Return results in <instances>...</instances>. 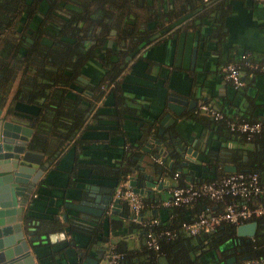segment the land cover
Segmentation results:
<instances>
[{
    "label": "trees",
    "instance_id": "obj_1",
    "mask_svg": "<svg viewBox=\"0 0 264 264\" xmlns=\"http://www.w3.org/2000/svg\"><path fill=\"white\" fill-rule=\"evenodd\" d=\"M60 2L65 3V14L56 13V9H64ZM225 5L226 0H0V108L5 107V113L21 116L31 125L28 147L39 150L45 159L51 160L56 150L69 143L82 142L78 137L80 131L89 117L97 115L94 109L98 100L96 95H101L103 91L99 85L107 89V94H112L111 99L118 106L115 117L137 114L139 108L135 106V98L125 93L121 80L117 79V74L128 68L124 54L135 47L142 49L158 41L172 24L189 14H193V24L199 23L203 12H206L212 25H220L226 12ZM188 23L189 21L183 22L181 26H188ZM111 28L115 29V34L110 36ZM217 28L216 31L211 29L210 33L219 36L221 31L219 28L217 31ZM107 38L112 39L113 46L122 41L126 49L117 54L118 59L121 57L122 60L111 58L114 51H111V47H105ZM99 52L101 55H98ZM90 57L101 62L104 75L99 78L98 85L92 87V97L83 92L71 96L70 84L75 82L81 67ZM141 58L146 62L145 69L151 66V59L143 55ZM235 59L239 60L238 57L231 60ZM243 60H239L240 70H257L245 65ZM246 60L260 65L252 61L248 53ZM20 105L33 107L26 113L27 117L14 114V111L22 113L17 108ZM216 109L221 113L218 119L200 109L199 112L196 110L184 113L187 118L197 119L206 124V127L209 126L219 143L215 148L201 149L202 159L194 164L201 171L200 177L198 181L190 183L209 181L229 172L220 164L225 159L226 163L235 166L234 171L257 174L261 191L256 194V198H250L247 202L254 204L264 201V130L247 135L230 129L228 125L230 120H258L264 123V119L236 117L223 109ZM153 127L154 121L139 120V136L134 142L141 143ZM112 130L118 133L121 129ZM176 136L179 135L172 132V141L176 140ZM216 147L227 150L225 158L220 156L223 150ZM138 153V150H127L121 163H117L114 168L105 164L88 166L93 173L111 176L115 187L126 182L124 177L127 169L122 167V163L134 162L133 155ZM168 159L174 164L171 168L164 167V175L169 184L183 185L189 182L185 178V171L175 168L179 165V154L170 149ZM224 199L227 202L241 197ZM143 201L146 203L145 199ZM214 202L216 201H210L206 197H198L188 204L165 206L168 208V219L151 215L142 216L140 221H132L126 201L120 199L121 210L118 213L106 212L104 215H112L113 225L123 227L121 234H127L134 228L139 238L136 247L127 245L122 239L108 251L122 254L120 264H155L160 255L166 257L167 264H205V253L217 247L222 253V260L216 264H226L225 259L229 256H234L235 261L264 256V214L248 219L256 222L255 232L248 241L235 235V226L226 222L221 223L223 228L219 224L211 231L196 234H188L181 229L182 221L194 218L204 208L215 210L212 208ZM121 213L126 216H121ZM152 218L156 219L155 223L150 222ZM22 219L24 222L31 220L34 233L40 235L41 242L36 244L48 243L46 236L42 238L48 231L40 230L41 224L48 219H34L26 212L22 213ZM66 220L70 232L83 231L89 238L87 244L94 242L93 234L98 229L97 224L87 229L84 224L74 222L68 216ZM50 221L56 223L57 219L52 216ZM147 229L156 233L167 229L171 235L168 238L160 235L158 248L152 249L144 241ZM224 239H233L235 242L233 246L227 247L228 244H223Z\"/></svg>",
    "mask_w": 264,
    "mask_h": 264
},
{
    "label": "crops",
    "instance_id": "obj_2",
    "mask_svg": "<svg viewBox=\"0 0 264 264\" xmlns=\"http://www.w3.org/2000/svg\"><path fill=\"white\" fill-rule=\"evenodd\" d=\"M225 6L226 12L220 25H212L206 12H203L199 23L193 24V14H189L172 24L161 39L139 49L141 55L151 59V66L145 69L146 62L141 56L136 57L123 84L126 94L135 98V106L139 108L137 114L115 117L118 106L113 99H98L94 105L97 115L89 117L79 133L82 142L69 143L54 152L23 205V212L34 219H48L41 224V231L64 233L63 237L56 236L54 241L47 238L48 243L34 246L32 254L37 264H90L86 257L94 260V264H106L107 252L117 241L123 239L127 245L136 247L139 237L134 228L127 234H121L123 227L113 225L112 215L86 214L81 217L66 203H78L83 197L81 191H86L90 184L97 185L95 190L98 193L106 186L112 185L114 188L111 176L93 173L88 165L105 164L114 168L123 154L133 149L134 140L139 135L138 121L155 120L157 123V118L167 110L168 96L185 103L180 115L171 113L174 120L166 129L183 138L187 146L191 145L199 160L202 159V148H215L219 143L209 126L197 119L187 118L184 113L198 111V105L205 102L223 109L229 115L264 119V72L244 68L241 70L243 85L236 89L222 77L219 70L221 64L244 51L252 61L264 63V6L252 0H226ZM186 21L190 24L181 26ZM217 27L221 31L219 36L210 33L211 29L216 31ZM26 106H17L22 113L16 114L27 117L26 113L33 107ZM2 111L5 112V107ZM118 128L120 132H113L112 129ZM216 148L223 150L222 158H225L227 150ZM226 162L224 159L220 164ZM194 166L190 167L193 171L190 179H186L189 182L198 181L200 177L201 171ZM164 183L159 189L155 186L151 188L152 196L140 194L142 200L146 201H143L141 216L169 218L168 208L161 205L170 186L167 179H164ZM227 202L226 199L216 201L212 208L220 211ZM52 216L57 219L56 223L50 221ZM67 216L74 222L84 224L87 229L97 224L94 242L87 244L89 238L83 231L70 232ZM214 251L205 253V264L213 262Z\"/></svg>",
    "mask_w": 264,
    "mask_h": 264
},
{
    "label": "water",
    "instance_id": "obj_3",
    "mask_svg": "<svg viewBox=\"0 0 264 264\" xmlns=\"http://www.w3.org/2000/svg\"><path fill=\"white\" fill-rule=\"evenodd\" d=\"M111 32L114 30L112 29ZM193 59L194 49L191 54V60ZM168 99L169 102L165 106L167 110L157 118V123L153 120L154 127L145 135L141 143H134L132 150L139 151L138 154L133 155L134 162L122 163V167L127 169L124 180L132 191L140 194L152 196L153 186L159 189L165 185L163 168L172 166V160L168 159L170 149L179 154L177 169L187 172L186 179H190L193 172L190 167L200 161L196 151H192L191 145L187 146L183 138L176 136V140L172 141V131L166 127L174 120L171 113L181 114L185 101L172 96H168ZM31 132V125L21 116L5 117L0 112V264H37L32 250L36 243L41 242L40 235L34 233L31 220L23 221L22 213L27 194L34 187L41 172L49 165L50 160L45 159L39 150L28 147ZM222 167L225 171L236 169L231 163H223ZM96 186L90 184L86 191H81L80 195L83 197L78 203L66 204L79 212L81 217L86 214L102 216L106 212L118 213L121 210L120 198L113 197L112 185L101 188V193L95 190ZM121 216L125 217L126 214L121 213ZM141 217L140 215L139 219ZM222 227L223 225H220V228ZM255 227L256 222L249 220L237 224L233 230L237 236H246L247 241L254 234ZM228 232L231 233V230ZM63 235V231H51L42 238L47 236L50 241H54L56 236L60 238ZM88 259L85 258L90 264H94V260ZM233 261H235L234 256L225 259L226 264ZM158 264H167L164 255L158 257Z\"/></svg>",
    "mask_w": 264,
    "mask_h": 264
},
{
    "label": "built area",
    "instance_id": "obj_4",
    "mask_svg": "<svg viewBox=\"0 0 264 264\" xmlns=\"http://www.w3.org/2000/svg\"><path fill=\"white\" fill-rule=\"evenodd\" d=\"M264 6V0H252ZM247 53H240L238 59L250 68L264 72V63L257 65L246 60ZM229 60L220 65V73L222 77L230 82L234 88L242 86L240 61ZM198 108L210 115L214 119L221 117V113L206 103H200ZM230 129L239 132H245L250 135L255 132L264 130V123L255 120H230L228 121ZM176 175V173H174ZM264 179V178H263ZM264 183V182H263ZM261 185L255 172L243 173L240 171H229L221 177L214 178L209 181H202L197 184L187 182L183 185H170L167 190V196L161 200V205H179L188 204L198 197H206L210 201H220L224 197H241V199L231 200L225 203L220 211L209 209L208 207L200 211L194 218L181 222V229L188 234H196L201 231H211L222 222H226L236 226L239 223L248 221L252 216L264 214V201L249 204L248 199L256 198V194L261 191ZM113 197H118L126 201L132 221H140L143 200L140 193L132 191L127 182L119 183L112 190ZM150 222L155 223L156 219L152 218ZM164 235L170 237L169 230L153 232L147 229L145 233V244L157 249L159 244V236ZM122 254L113 250L108 251L106 255V264H120ZM158 264V263H155ZM230 264H264V256L245 258L240 261H233Z\"/></svg>",
    "mask_w": 264,
    "mask_h": 264
},
{
    "label": "flooded vegetation",
    "instance_id": "obj_5",
    "mask_svg": "<svg viewBox=\"0 0 264 264\" xmlns=\"http://www.w3.org/2000/svg\"><path fill=\"white\" fill-rule=\"evenodd\" d=\"M59 4L62 5L63 8L65 7V3L60 2ZM68 8H70V6H68ZM65 9L66 8H64L63 11L60 10V9H56V13L65 14L66 13ZM112 29L113 28H111L110 31H109V35L110 36L115 34V29H113L114 32H111ZM112 43H113L112 39L111 38H107L106 41H105V47L106 48L107 47L113 48L111 51H114V53H111V58L113 60H117L118 59L117 54H119V51L124 50L126 48L123 46L122 41L118 42L119 45L116 44L115 46H113L114 43L113 44ZM98 55H101L100 52L98 53ZM139 56H141V55L139 53V49H137L136 47L133 48L127 54L123 55V58H125V60H127V62H128V68L125 71L121 70L117 74V79L121 80V86L124 89V91H126L124 86H123L124 81L126 82L127 75H129L130 70L133 67V64L135 62L134 60H136L137 58H140ZM118 60H122L121 57ZM103 71L104 70L101 68V62L98 61L95 58H91L90 57L89 60L85 61L84 65L81 67L80 73L76 76L75 82L70 84L71 85L70 86L71 89L69 90L70 95L74 96L78 92H83V93H88L87 95H90V97H92L93 92H92L91 89H92L93 86H97L98 85V81L100 80L99 78H101L104 75ZM126 71L128 72L127 74H126ZM99 72H100V74H99ZM99 86H100L101 89H103V91H102V94L99 95V96H98L99 93H97L96 99H108V98L111 99L112 98V94H110V95L107 94L108 93L107 89L103 88V86H101V85H99ZM107 95H109V96H107ZM0 110L2 111L1 108H0ZM3 112L4 111H2L1 114L3 116H5V117H19V116H15V115L7 114L5 112L3 113ZM14 113L16 114V111H14ZM239 237H240L241 240H245L246 239L245 236L244 237L243 236H239ZM223 242H224L223 244H228L227 247H229V246H233L235 241H233V239L232 240L231 239H224ZM213 255H214V259H213V262H211V264H216V262H220L222 260L221 259L222 258V253H221L220 249L219 250L215 249V251L213 252Z\"/></svg>",
    "mask_w": 264,
    "mask_h": 264
},
{
    "label": "rangeland",
    "instance_id": "obj_6",
    "mask_svg": "<svg viewBox=\"0 0 264 264\" xmlns=\"http://www.w3.org/2000/svg\"><path fill=\"white\" fill-rule=\"evenodd\" d=\"M130 72H131V70H130Z\"/></svg>",
    "mask_w": 264,
    "mask_h": 264
}]
</instances>
